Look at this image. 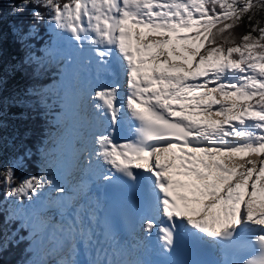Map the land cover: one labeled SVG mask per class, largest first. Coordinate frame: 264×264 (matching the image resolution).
Wrapping results in <instances>:
<instances>
[{
  "label": "snow or ice",
  "instance_id": "1",
  "mask_svg": "<svg viewBox=\"0 0 264 264\" xmlns=\"http://www.w3.org/2000/svg\"><path fill=\"white\" fill-rule=\"evenodd\" d=\"M29 8L34 22L17 36L27 43L47 23L57 38L46 57L64 63L61 99L82 121L85 173L121 186L143 235L120 246L98 204L77 206L87 181L67 198V185L48 172L17 184L26 150L0 171L12 202L0 251L23 218L37 243L58 236L67 251L60 264H264V0H21L12 14ZM30 94L46 103L42 90ZM122 124L134 126L133 138H118ZM46 187L59 198L35 206ZM208 249L223 259H203Z\"/></svg>",
  "mask_w": 264,
  "mask_h": 264
},
{
  "label": "trees",
  "instance_id": "2",
  "mask_svg": "<svg viewBox=\"0 0 264 264\" xmlns=\"http://www.w3.org/2000/svg\"><path fill=\"white\" fill-rule=\"evenodd\" d=\"M19 3L21 0H0V75L3 77V84L0 85V111L3 113L4 124L0 129V136L3 137L0 141V171L27 150L23 166L17 167L15 171L17 184L30 176H39L46 170L47 157L52 153L45 150V142L55 128L53 117L59 110L57 103L60 101L58 96L52 95L51 88L45 87L49 79H52L54 85L58 74L55 72L53 76L55 69L38 68L35 74L33 71L38 63L28 59L30 54L37 56L42 53L50 36L46 32L49 24H39L38 33L27 43L21 42L17 36V27L23 26L27 31L29 23L34 21L31 8L17 15L12 14ZM247 30L246 23L236 29L239 34ZM30 90H42L46 103H42L39 96L30 94ZM11 204L6 195V187L0 183V224ZM11 228L17 236L15 242L0 251V264H33L26 262L30 255V239L23 237L26 228L19 224V219L11 224ZM2 236L3 232L0 231Z\"/></svg>",
  "mask_w": 264,
  "mask_h": 264
},
{
  "label": "rangeland",
  "instance_id": "3",
  "mask_svg": "<svg viewBox=\"0 0 264 264\" xmlns=\"http://www.w3.org/2000/svg\"><path fill=\"white\" fill-rule=\"evenodd\" d=\"M46 32L50 35L48 41L47 43H45V47L43 48L42 53L36 56V57L45 58V62L42 65L37 64L33 73H35V71H37L38 68H40V70L41 69L43 70V68H49L53 66V69H55L53 70V76L56 75L55 72L59 71L60 77L55 85H52V79H49L45 87L52 89V95L55 96H57L58 94L63 95L62 90L65 81L62 80V69L60 70V68L63 65L62 63L63 61L46 57L47 50L53 46V40L54 39L56 40L55 34L52 32L50 25L47 26ZM180 43H183V41H180ZM166 47L170 49L171 46L169 45ZM35 74H37V72ZM56 77H58V74ZM2 97L5 99L4 94L2 95ZM63 106L65 107L63 101L57 103V107L59 110L63 109ZM56 117L57 118L53 117V121L54 123L56 121H59V124L55 126L54 129H52L51 137L47 138L45 142L46 143L45 150L49 151V153H52L51 156L48 155L47 157L48 159L47 168L43 173L45 174V172H48L49 178H51L52 175H54L56 172H59V170L61 171L67 165L69 160L73 161L74 163H77V160H80L82 158L81 156H79V149H80L79 136H80V125L82 123L81 120L79 119V116L78 115L76 116L73 110H66V108H64V112H60V116L57 115ZM39 154L40 153H38V155ZM251 158L258 159V157L255 156ZM82 162H84V158L83 161H81V163ZM77 168L80 167H76V165L73 166L70 170V173L68 174L69 175L68 180L71 184H75L78 181V179H84V176L86 175V173H84L85 171L83 170L80 171ZM43 174H40L39 176ZM75 174L78 175L77 178ZM47 191H49V193L52 196L54 194L57 195V193L52 188L46 187L40 196L45 197ZM51 191H53L54 193ZM48 199L53 200L52 197L51 198L48 197ZM42 200L41 198H39V200H36L35 206H39V204L44 201ZM56 213H57L56 211H52L49 213V215L52 219H54ZM21 220L23 221L22 224L28 226L27 221H25L23 218H21ZM29 233L30 231H27L25 235H23V237L27 239L33 238L34 236L29 235ZM28 249L30 250V255H28L27 257L28 259L26 260V262L27 263L33 262V264H60V262L66 258V254H67L66 249L62 248L58 243V236L56 234H52V235L48 234V236L46 237V239L43 240L42 243H37L36 238L34 239L33 242L30 240L28 244Z\"/></svg>",
  "mask_w": 264,
  "mask_h": 264
},
{
  "label": "bare ground",
  "instance_id": "4",
  "mask_svg": "<svg viewBox=\"0 0 264 264\" xmlns=\"http://www.w3.org/2000/svg\"><path fill=\"white\" fill-rule=\"evenodd\" d=\"M135 27V26H134ZM144 31H146V30H144ZM133 44H135V36H133ZM166 47V46H165ZM153 51H154V49H153ZM45 56V55H44ZM81 64H84L83 65V73H81L82 75H84V76H87V74H88V68H86L87 67V65H86V63L84 62V59L82 58L81 59ZM211 86V85H210ZM119 134V133H118ZM81 161H83V157L80 159V160H77V163H74L73 161H71V160H69L68 161V163H67V165L60 171L59 170V172H56L54 175L57 177V179H58V182H61V183H63V184H66L67 185V188H68V190H67V192H66V197L65 198H67V197H72L73 195H74V192L72 191V188H73V186L74 185H76V184H78L79 182H81V181H87L88 182V190H87V193L92 189L91 188V184H94L96 181H98L97 179H94L93 177H91V176H89V175H85L84 176V179H78V181L75 183V184H71L70 182H69V180H68V177H69V173H70V170H71V168L73 167V166H75L76 165V167H80V168H77L78 170H83L84 171V162H82L81 163ZM83 173V172H82ZM85 173V172H84ZM50 191V190H49ZM49 191H47V193H46V196H47V198H46V196L44 197V199H43V197L42 196H40V198H41V200L43 199L44 201H48L49 199H48V197H52V199H57V198H59V194L57 193V195H51L50 193H49ZM51 192H53V191H51ZM54 193V192H53ZM80 197H82V196H80ZM42 200V201H43ZM43 201V202H44ZM81 204V203H80ZM92 205H93V203L92 202H90L88 205H86L87 206V208H86V210H91L92 209ZM75 210V208H72V209H70L69 211L71 212V211H74ZM57 213L55 214V218L53 219V222L54 223H58L59 221H60V219H61V214L58 212V211H56ZM32 230V229H31ZM54 234V233H53ZM126 243H128V240H126L125 241V244ZM120 246H123V244L124 243H118ZM129 248H131V247H129ZM63 252V251H62ZM64 252H66V251H64ZM76 256H77V259H80V260H83V259H85V253H84V250H83V245L81 244V245H78V250H77V253H76ZM151 256L152 255H150V257L149 258H151ZM66 258H67V254H66Z\"/></svg>",
  "mask_w": 264,
  "mask_h": 264
}]
</instances>
